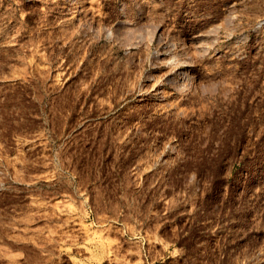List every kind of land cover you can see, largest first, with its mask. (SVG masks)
Listing matches in <instances>:
<instances>
[{"label":"rangeland","instance_id":"374dc122","mask_svg":"<svg viewBox=\"0 0 264 264\" xmlns=\"http://www.w3.org/2000/svg\"><path fill=\"white\" fill-rule=\"evenodd\" d=\"M0 264H264V0H0Z\"/></svg>","mask_w":264,"mask_h":264},{"label":"bare ground","instance_id":"6f19581e","mask_svg":"<svg viewBox=\"0 0 264 264\" xmlns=\"http://www.w3.org/2000/svg\"><path fill=\"white\" fill-rule=\"evenodd\" d=\"M123 1L124 0H115V7L117 8L118 11H120L123 7ZM80 9L79 7H76L75 9V15H79L80 14ZM188 76V75H187ZM144 99H140V101H143Z\"/></svg>","mask_w":264,"mask_h":264}]
</instances>
